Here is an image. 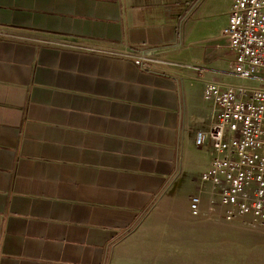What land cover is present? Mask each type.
Returning <instances> with one entry per match:
<instances>
[{"label": "crops", "instance_id": "crops-1", "mask_svg": "<svg viewBox=\"0 0 264 264\" xmlns=\"http://www.w3.org/2000/svg\"><path fill=\"white\" fill-rule=\"evenodd\" d=\"M232 2L0 0V264H201L202 234L208 264H264L195 144L205 82L233 76Z\"/></svg>", "mask_w": 264, "mask_h": 264}, {"label": "built area", "instance_id": "built-area-1", "mask_svg": "<svg viewBox=\"0 0 264 264\" xmlns=\"http://www.w3.org/2000/svg\"><path fill=\"white\" fill-rule=\"evenodd\" d=\"M222 35L233 53L232 75L264 82V0H233ZM150 57L145 51H124L122 56L141 69L147 68ZM203 97L213 101L216 115L207 133L195 137L198 147L209 138L212 150L211 165L200 182L226 208L225 220L264 229V87L207 81ZM209 203L210 213L215 205ZM199 205L200 198L191 196L192 215L199 214Z\"/></svg>", "mask_w": 264, "mask_h": 264}, {"label": "rangeland", "instance_id": "rangeland-1", "mask_svg": "<svg viewBox=\"0 0 264 264\" xmlns=\"http://www.w3.org/2000/svg\"><path fill=\"white\" fill-rule=\"evenodd\" d=\"M225 83L230 84L232 86L251 88V89H258L264 87V82L260 80L241 79L236 76H232L231 78H229V80H226ZM200 239H201V244L199 247V252L201 256L204 258L201 261V264H208L207 260L205 259L208 256V236L206 234H202Z\"/></svg>", "mask_w": 264, "mask_h": 264}]
</instances>
